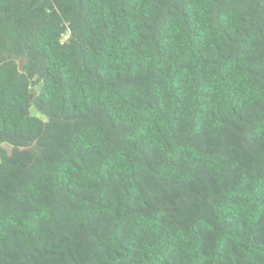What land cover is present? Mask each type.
I'll return each mask as SVG.
<instances>
[{
    "label": "trees",
    "instance_id": "16d2710c",
    "mask_svg": "<svg viewBox=\"0 0 264 264\" xmlns=\"http://www.w3.org/2000/svg\"><path fill=\"white\" fill-rule=\"evenodd\" d=\"M0 264H264V0H0Z\"/></svg>",
    "mask_w": 264,
    "mask_h": 264
},
{
    "label": "rangeland",
    "instance_id": "374dc122",
    "mask_svg": "<svg viewBox=\"0 0 264 264\" xmlns=\"http://www.w3.org/2000/svg\"><path fill=\"white\" fill-rule=\"evenodd\" d=\"M32 111H33V113L38 114V112H37L34 108H32ZM4 146H5L8 150L11 149V147H10L8 144H4Z\"/></svg>",
    "mask_w": 264,
    "mask_h": 264
}]
</instances>
